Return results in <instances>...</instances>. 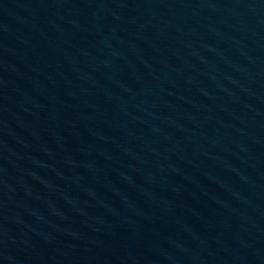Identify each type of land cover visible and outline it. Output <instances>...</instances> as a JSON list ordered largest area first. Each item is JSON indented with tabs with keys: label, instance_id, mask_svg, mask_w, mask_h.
I'll return each instance as SVG.
<instances>
[{
	"label": "water",
	"instance_id": "obj_1",
	"mask_svg": "<svg viewBox=\"0 0 264 264\" xmlns=\"http://www.w3.org/2000/svg\"><path fill=\"white\" fill-rule=\"evenodd\" d=\"M0 264H264V0H0Z\"/></svg>",
	"mask_w": 264,
	"mask_h": 264
}]
</instances>
